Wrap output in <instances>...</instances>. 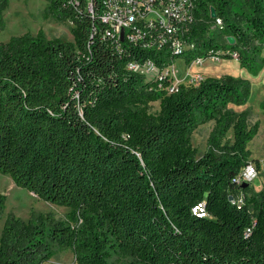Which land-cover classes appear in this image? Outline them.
<instances>
[{"label": "trees", "instance_id": "trees-1", "mask_svg": "<svg viewBox=\"0 0 264 264\" xmlns=\"http://www.w3.org/2000/svg\"><path fill=\"white\" fill-rule=\"evenodd\" d=\"M45 1L42 16L68 20L72 40L38 28L0 41V173L68 210L8 212L0 264H43L64 249L77 264H264V187H244L239 205L228 199L259 126L249 110L228 106L246 100L249 81L210 75L168 93L166 81L159 87L126 68L228 48L254 72L264 60V0H196L186 35L194 46L183 54L103 38L102 0H92L93 14L85 0ZM7 4L0 0V30ZM206 121L197 155L190 135ZM4 201L0 193V217ZM201 203L203 214L193 212Z\"/></svg>", "mask_w": 264, "mask_h": 264}, {"label": "rangeland", "instance_id": "rangeland-1", "mask_svg": "<svg viewBox=\"0 0 264 264\" xmlns=\"http://www.w3.org/2000/svg\"><path fill=\"white\" fill-rule=\"evenodd\" d=\"M46 5L45 0H8L7 7L3 10L2 18L4 27L0 30V41L7 40L11 35L21 34L23 32L35 33L41 28L47 37H59L63 40H72L70 33L71 23L66 21H56L52 18L42 16ZM214 28V27H213ZM260 57H264V47L261 49ZM260 65L254 72L241 66L239 60L235 57L219 58L218 60L206 58L202 64L195 65L192 70H201L205 76H219L221 74H230L245 78L250 83V91L246 100L242 103H229L228 106L235 111L243 109L249 110L248 122L251 124L256 120L259 126L256 134L248 142L251 154L249 160H257L264 166V60H258ZM173 73L180 76L183 71V57L174 60ZM158 108V101L150 103V110ZM213 121L200 123L192 131L190 138L191 144L196 148L197 155H200L206 147V139L211 130ZM231 136V130L227 137ZM255 162V161H254ZM8 174L0 173V193L5 194V208L0 217V230L4 217L8 212L27 219L30 211H51L57 218H63L68 207L56 205L51 202L38 198L34 193H30L26 188L14 184ZM264 187V171L251 181L249 188L257 191ZM43 264H77L73 252L70 249H64L55 253Z\"/></svg>", "mask_w": 264, "mask_h": 264}, {"label": "built area", "instance_id": "built-area-1", "mask_svg": "<svg viewBox=\"0 0 264 264\" xmlns=\"http://www.w3.org/2000/svg\"><path fill=\"white\" fill-rule=\"evenodd\" d=\"M77 3V0H74ZM86 9L93 14L92 0H85ZM103 7L99 18L104 24L103 38L112 40L116 45L127 41L131 45L153 50H163L169 54H183L194 44L186 39L191 25L195 20L196 0H102ZM214 25L221 28L220 18L213 17ZM118 43V44H117ZM218 53L230 54L236 58V52L228 48L209 52L206 57L196 56L189 63L183 60V71L180 76L173 73V63L159 66L153 59L142 61L129 60L126 68L143 75L145 80H154L161 87L166 81L165 90L176 91L181 83L197 84L205 75L200 70H192L206 58L218 60ZM264 171L263 165L248 160L242 165L233 178L238 186L237 195L230 202L239 205L243 202L245 193L240 185H247ZM193 212L203 214L202 203L192 208Z\"/></svg>", "mask_w": 264, "mask_h": 264}, {"label": "water", "instance_id": "water-1", "mask_svg": "<svg viewBox=\"0 0 264 264\" xmlns=\"http://www.w3.org/2000/svg\"><path fill=\"white\" fill-rule=\"evenodd\" d=\"M210 15H211L212 17L215 16L214 8H213L212 6H210ZM226 40H227L228 43H230V44H232V43L234 42V38H233L231 35H227V36H226ZM246 186H247V183H246V182H243V183L240 185L241 188H244V187H246ZM228 199L231 200V199H232V195H229V196H228Z\"/></svg>", "mask_w": 264, "mask_h": 264}, {"label": "bare ground", "instance_id": "bare-ground-1", "mask_svg": "<svg viewBox=\"0 0 264 264\" xmlns=\"http://www.w3.org/2000/svg\"><path fill=\"white\" fill-rule=\"evenodd\" d=\"M9 176V175H8ZM9 178H10V176H9ZM11 180V179H10ZM11 182H12V180H11ZM31 193V192H30Z\"/></svg>", "mask_w": 264, "mask_h": 264}, {"label": "crops", "instance_id": "crops-1", "mask_svg": "<svg viewBox=\"0 0 264 264\" xmlns=\"http://www.w3.org/2000/svg\"><path fill=\"white\" fill-rule=\"evenodd\" d=\"M201 71V70H200ZM202 72V71H201ZM203 73V72H202Z\"/></svg>", "mask_w": 264, "mask_h": 264}]
</instances>
